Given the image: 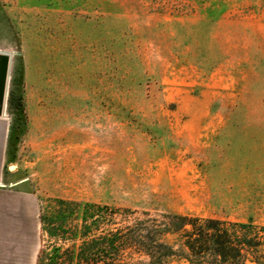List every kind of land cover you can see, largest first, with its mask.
I'll list each match as a JSON object with an SVG mask.
<instances>
[{
  "label": "rangeland",
  "instance_id": "obj_1",
  "mask_svg": "<svg viewBox=\"0 0 264 264\" xmlns=\"http://www.w3.org/2000/svg\"><path fill=\"white\" fill-rule=\"evenodd\" d=\"M0 51L5 184L38 208L264 226V0H0Z\"/></svg>",
  "mask_w": 264,
  "mask_h": 264
},
{
  "label": "trees",
  "instance_id": "obj_2",
  "mask_svg": "<svg viewBox=\"0 0 264 264\" xmlns=\"http://www.w3.org/2000/svg\"><path fill=\"white\" fill-rule=\"evenodd\" d=\"M53 243L37 264H264V226L55 198L39 207Z\"/></svg>",
  "mask_w": 264,
  "mask_h": 264
},
{
  "label": "crops",
  "instance_id": "obj_3",
  "mask_svg": "<svg viewBox=\"0 0 264 264\" xmlns=\"http://www.w3.org/2000/svg\"><path fill=\"white\" fill-rule=\"evenodd\" d=\"M10 58L0 51V264H34L38 240V203L27 190L5 184L8 123L4 117Z\"/></svg>",
  "mask_w": 264,
  "mask_h": 264
}]
</instances>
